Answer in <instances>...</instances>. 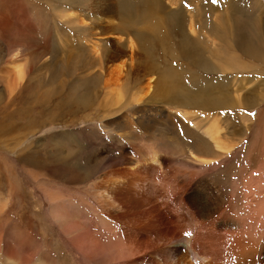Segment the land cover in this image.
<instances>
[{
  "label": "rangeland",
  "instance_id": "1",
  "mask_svg": "<svg viewBox=\"0 0 264 264\" xmlns=\"http://www.w3.org/2000/svg\"><path fill=\"white\" fill-rule=\"evenodd\" d=\"M73 1L76 3L0 0V264H163V246L167 245L170 229L180 235L199 233V243L211 242L212 249L216 241L220 252L216 256L224 260L234 236L254 231L259 241L264 234V63L251 60L248 63L252 66L246 69L218 68L213 72L196 66L195 72L206 76L188 77L177 75L171 68L173 75L159 85L158 77L150 71L154 57L158 63L174 62V67L179 66L178 70L186 74L194 71V66L181 58L184 55H177V28L172 29L173 39L168 41L178 42L173 46L167 42L165 50L160 39H154L151 57L142 60L150 73L136 74L135 41L132 40L135 54L127 50L123 59L103 64L101 56L91 53L94 37L80 28L82 23L95 22L113 29L112 25L119 23L116 0ZM146 1L127 0L138 3L132 7H146L140 13L152 20L176 17L171 14L177 7L186 21L202 22L205 27L189 25L191 35L185 30L194 36L197 50L205 55L220 54L221 38L226 35L219 32L231 29H226L225 23L230 19L232 38L243 39L239 35L249 26L252 38L258 40L261 36L253 31L259 21H253L247 10L236 9L232 13L224 9L261 7L263 12L264 0H157L156 7L160 9ZM203 6L210 8L206 22L203 15L200 17ZM243 18L253 22H237ZM146 21L150 23L145 22L148 28L140 23L142 26L136 24L133 30L147 34L155 31L157 22ZM215 21L219 28L211 26ZM166 30L162 27L159 37L166 36ZM104 36L95 41L100 51L105 45L114 48L120 37L111 38L108 33ZM123 36L124 39L127 34ZM71 46L89 53V61L82 68L76 64L79 68H70L67 73L65 65L73 63L75 56ZM170 49H175L174 53ZM121 61L126 62L123 68ZM210 61L216 63L215 59ZM85 74L86 79L100 74L101 81L89 105L79 107L66 100L71 94L73 100L77 99V82L83 81ZM152 75L158 85L149 83ZM224 77L230 81L226 85L222 84ZM243 78L249 81L241 82ZM166 81L170 83L167 86ZM247 85L252 89L247 91ZM176 87L203 88L216 99L224 92L226 99L218 103L215 100L205 108L151 98L155 89L160 93ZM120 114L136 126L144 125L149 132L133 139L124 138L121 132L113 133L110 121ZM169 119L172 129L183 127L176 132L193 134L194 146L205 141L204 148L187 151L183 144L176 143L167 133ZM213 120L219 121L222 140L238 142L230 153L210 163L206 160L212 142L202 134V127ZM136 130L137 127V133ZM161 132L165 134L162 137ZM190 152L196 155L192 157ZM153 154L158 164L149 162ZM106 192L114 203L105 200ZM185 194L192 200L199 196L209 198L212 210L199 217L189 210ZM144 213L153 214L160 224L157 230L150 228L148 222L139 221ZM223 221L229 224L227 230L240 233L233 236L228 232L231 237L226 241L220 224ZM138 227L147 232L145 236L140 231L146 246L133 255L126 252L125 256V248L119 249L118 245L125 242L128 234L136 233Z\"/></svg>",
  "mask_w": 264,
  "mask_h": 264
},
{
  "label": "bare ground",
  "instance_id": "2",
  "mask_svg": "<svg viewBox=\"0 0 264 264\" xmlns=\"http://www.w3.org/2000/svg\"><path fill=\"white\" fill-rule=\"evenodd\" d=\"M65 1L76 3L73 0H65ZM147 1H150V3H151V4H148V5H154L155 6L154 8H156V9L162 8V7H156V4L159 6V4L157 3V0H147ZM138 3L140 4L141 1H138ZM137 4L136 3L133 4L132 2H127V0H116L115 10L117 12V18H118L119 23L117 22L118 25H112L113 29L115 27V30H113L111 27H108V25H104L103 26V25H99L98 23H95V22H90L89 25H85V23H82L80 28L87 35H91L92 37H94V40L96 42L98 41V39H102L101 37H105L104 35L107 34V33L110 34L109 37H111V38H113V36L115 37L117 35H120L119 38L115 37L116 38V43H115L116 45L114 44L115 47L112 48V49H110L111 47L108 48L105 45L100 51L99 47H98V44L95 43V41L92 42L91 44H93V46H91V48H92L91 49V53L93 55H95V56H98V55H99V57L101 56L103 58L102 62L104 64V63L109 62V61H116L118 59L120 60V58L123 59L124 55H126V53H127V50L129 52L132 51V54H135V52H137L136 54H137L138 58H136V60H135L137 62H135L134 68L131 65V63L129 62V68L130 69L133 68V72H135L136 74L137 73L139 74V72L148 71L150 69V68L147 67L146 63L142 62V60L144 61V59L146 57L151 55V47H153L156 44L153 40L154 39L159 40L157 38V36H160L159 33L162 34V32L158 33V31L154 29L155 31H151V32H149V34H147L148 32L146 33V32H144L142 30H141L142 31L141 32L140 29H139L140 32L133 30V26L134 25L140 24V23H142V25H144L145 22H147L146 21L147 19L150 20V21L152 20L150 17L146 18V17H144L143 13H140L141 11L143 12L144 10H142V9H144L146 7H140V6L139 7H132V5L136 6ZM204 6H206V5H204ZM204 6L201 7L200 17L203 18V16H204V19H205L204 22H206L207 19H208L209 13H210V8H209V6H207V7H204ZM136 9L140 10L139 13L136 12ZM172 9H174V8H172ZM170 14L171 13H169V15ZM171 15H176V17L174 16V17H171V18L167 19V20H170L169 22H172L171 20H173V19H175V20L178 19L177 25H179V24L182 25L183 22L186 21L185 18L181 17L177 7L175 8L174 12L172 11ZM201 15H203V16H201ZM182 16H184V14ZM175 20H173L172 23H175ZM158 21L160 22V18H158V17L156 19L153 18L151 23L157 22V25H158ZM200 23H202V22H200ZM216 23H218V22L215 21L214 22V26L218 27L216 25ZM146 24H150V23L147 22ZM146 24L144 26H147ZM185 24H186V22H185ZM188 24L190 26L192 24V26H193V22H191V21H189ZM160 25H161V23H160ZM147 28H148V26H147ZM150 28H152V25H151ZM231 29L229 31L232 32ZM188 31H189V28H188ZM244 31H246V30H244ZM225 32H226V30H224V33H222V32H219V33L221 35H226ZM191 33H192V31L190 32V35H191ZM123 34H125V35L127 34L126 38H124V39H123V37H125V36H123ZM111 35H113V36H111ZM244 36H246V34H243V32L239 35L240 38H243ZM250 37L252 39V43L248 46V48H251L252 49L251 51H253V48H254L257 40L255 38H252V35ZM160 38H162V41L160 40L161 47L166 50V45L168 44L167 43L168 41L167 42L165 41L166 36L162 35ZM132 40L137 43V48H138L139 51L137 50V48H136L137 51L134 50V45H133V41ZM242 40L243 39H241V40L237 39L238 42H241ZM113 42H115V41H113ZM109 43H111V42L109 41ZM159 44H158V46H159ZM192 44H193V46L190 49V46ZM192 44L186 45L183 42V40H181L179 38V42L176 45V47H178V49H176V51H178V54H182L184 56L188 55V56H193V57H198L199 58V56L201 54H203V53L201 52L200 49L197 50V47L195 45V41ZM71 49L73 50V54H75V56H74V62L73 63L65 65L64 69H65V71L67 73L70 71L69 70L70 68H73V67L77 68L78 65H76V64L81 65L80 67L82 68V65H84L87 61H89L88 60L89 57L87 55L89 53H83V51H79L80 49H77L76 47L73 48L72 46H71ZM133 50L135 51L134 53H133ZM99 51H100V53H99ZM170 51H172V50L170 49ZM216 52L217 51H215V53ZM91 53H90V55H91ZM90 57H92V55ZM95 60H96V57H95ZM138 60H139V62H138ZM97 61H98V59H97ZM140 62H142V63H140ZM100 63L101 62H99V64ZM94 64H96V63H94ZM125 64H126V62H124V61L122 62L121 61V64H120L121 68H123L125 66ZM153 64H154L153 62H152V64L150 63V65H153ZM237 64L238 63H236V65ZM92 65H89V66H92ZM94 66H96V65H94ZM87 67H88V65H87ZM99 67H100V65H99ZM234 67H236V66H234ZM90 68L92 69V67H90ZM83 69H81V71ZM239 69H241V68H239ZM119 70H121V69H119ZM160 70H162L164 72V75L162 74L163 72H159V75L161 76L162 80L163 79L166 80L167 77L171 76V75L167 74L168 70H165L164 68H162ZM86 74H85V79L82 77L83 81H81V82H77L76 81L77 82V86L80 89V91L76 94L77 99L73 100L74 99V95L71 94V95H69V98L66 100L67 102H73L76 105H78L79 107H87L89 105V102L92 99V95H94V90L100 84L101 77L99 76L100 74H96L93 77H91L89 79H86V76H87ZM89 74H90V72H89ZM19 75H20V73H19ZM82 75L84 76V74H82ZM161 79L158 80V84L159 85H161ZM178 79H181V78L178 77ZM155 80H156V78L154 77V75L149 77V83L151 85H152V83L154 84ZM182 80H183V78L180 80L181 83L185 81V80L184 81H182ZM158 84H156V82H155V85H158ZM183 84H185V82ZM176 85H177V83L175 84V86ZM72 88L74 90H76L75 86H72ZM157 90L158 89L153 90L152 94H150L151 98L158 97L159 100H163L166 103L167 102L168 103H177L178 105H181V106H189L190 103H191V104H193V106L201 105L202 107L209 108V107H211V105L214 103L215 100H216V103H218L219 101H225V99H226V95H224V92L220 93V97H218L216 99L215 97L210 96V94L208 92L204 91L203 88L202 89H198V88H195V89H192V88H190V89H180L179 87H176L174 90H166V89H165V91L160 90L161 91L160 93ZM169 115H171V114H168L167 116H169ZM121 117H122V114H120L117 118H115L112 121H110L113 124V127L110 128V130L113 133L114 132H119V133L121 132L122 134H125V135L128 134L127 137H125V135H123L124 138L133 139V137H135V136L139 137V134H141L143 132H149V129H147L144 125H137L136 126L134 123L131 122L132 120L127 118L126 115L123 116L124 118L123 117L121 118ZM176 122L179 123L180 121H176ZM137 123L139 124V121H137L136 124ZM168 123L169 124L167 125V127L168 126L169 127L167 128V130H168L167 133L169 134V137L170 138L172 137V139H175L174 141L176 143L183 144V146H185L188 149L187 151L198 150L200 147L204 148L203 145L205 144V141H200V142L196 143V145L194 146V141L193 140L195 138L193 137V134L189 133L188 131L185 132L186 134H183V132L178 133V132H176V129L180 128V127L182 129L183 127L178 125L176 127V129L174 130V129H172L173 127H171L172 122H171L170 119H169ZM135 127H137V130H138L137 133L134 131ZM131 129L133 130L132 132H134V135H132V133L130 131ZM170 131H171V134L174 133L173 134L174 136H172L170 134ZM219 131H221V129H220L218 120H213L209 124V126L204 127V128L202 127V134L204 136H208L207 140L212 142L210 144L212 146V149H210L208 151L209 158L206 160V162L212 163V161L216 160L221 155H223L225 153H230L233 150L232 148L234 146H236V142H238V141L234 142V139L230 141V140H227L226 138H224L222 140V135L219 136L220 133H221ZM162 135L164 136L165 134L161 132L159 134V136L162 137ZM122 139H123V137H122ZM190 142H191V144H190ZM213 149H216V150H213ZM190 153L193 155L192 157H194L196 155L195 152H190ZM148 160H149V162L151 164H154V165L159 163V160H157V156L154 155V154L152 156H150ZM248 186H249V184L247 185V187ZM257 186H259V185H257ZM108 195H109V193L106 192L105 200L110 201L109 199L112 198V197H110ZM184 197H185L187 206L189 207V210L193 211L194 213H198L197 215L199 217H203V216H205L206 214H208L210 212L211 201H210L209 198H207V197H202L201 198L199 196L198 199L192 200V198L188 194H185ZM185 200H184V202H185ZM111 202L114 203L115 200H113V201L111 200L110 204H111ZM116 204H117V202H116ZM141 216L142 217H141V219L139 221L148 222L150 224V228H153L154 230H157V228L159 227L160 224L159 223L157 224L156 220L153 219V214L152 213L151 214L144 213ZM167 219H168V217H167ZM169 220H167V221H169ZM158 222H159V220H158ZM220 224L222 225V227L224 229V234L223 235H224V238H225L226 241L231 237V235L227 234L228 232L232 233L233 236L235 234L240 233V232L235 231V230L232 231L233 229L230 230V231L227 230V228H226L227 227L226 226L227 222H225V221H223L222 223L220 222ZM227 225L229 227V224H227ZM174 230L175 229H170L169 230V233H168V236H167L168 237L167 241H165L168 246L167 245L163 246V247H166L165 248V250H166L165 251L166 252L165 255H163L162 252H161V254L163 255V257H161V262L163 264H264V234L261 235L259 241H256L255 235H256L257 232L255 233L254 231H249V232H247L244 235L241 234V235H237V236H234L233 238H231V241H230L231 245H229V248L227 247L228 248V252H227V257H226V259H225L226 261H225L224 259H221V258L219 259L216 256V252H217V249H216L217 246H215L216 245V241H215V244H214L215 249H212L211 246H210L211 242L209 243L208 241H206V243L204 242L203 244L199 243V237L201 236V234L192 233L191 235H189V234L180 235V234L176 233ZM140 231L143 232L145 234V236H147V232L146 231H142L141 227H138L137 229L135 228V232L136 233H130V234H128L126 236V238L124 239L125 242L123 244H121L120 247H119L118 244H116V245H118L119 249L121 248L122 250H124V248H125V252L123 253V255L126 256V254H125L126 252H128L130 255H133L134 252L136 253L138 251H141L146 246V245L144 246V244H146L147 241L146 242L143 241L144 239L141 237L142 235H140ZM166 232H167V230H166ZM225 240H223V241H225ZM226 241H225L224 245L226 244ZM160 250L163 251V249H160ZM220 250L222 251L223 248L220 249ZM154 251H155V249H154ZM217 253L220 254V252H217ZM218 257H219V255H218ZM158 258H160V257H158Z\"/></svg>",
  "mask_w": 264,
  "mask_h": 264
},
{
  "label": "crops",
  "instance_id": "3",
  "mask_svg": "<svg viewBox=\"0 0 264 264\" xmlns=\"http://www.w3.org/2000/svg\"><path fill=\"white\" fill-rule=\"evenodd\" d=\"M227 8H230V7H225L224 10L228 11V12H234L236 9H241V10H247L249 12V17L255 21L256 20V23H258L259 21V25L257 26H253V31L260 36V38L256 41V44L253 48V51H251L252 49L251 48H248V46L252 43V39H251V32H250V26L249 27H246L245 29L247 31H243V34H246V36L243 37V40L241 42H238L237 41V37L235 38H232V35H233V32L227 30L225 32L226 36L224 38H221V43H222V46H221V52L219 55L217 54H203L201 55L199 58H196V61L195 59H193V56H183L181 58H184L186 61H188V63L192 66H194V71L193 72H189V74H186L184 72H181L179 71V66H176L174 67V62H171L169 64H165V62L163 63H158V61L155 59H153V63H154V66H152V74L156 75L158 78L157 79H161L160 75H159V72H163L162 70H160L158 67L159 66H162L164 67L165 70H168L167 74L168 75H173V71L171 68H175L176 72H177V75H182V76H185V77H188V76H193V75H196V76H206L204 74H198L197 72H195V67H199L201 68L202 70L204 71H207V72H213L215 70H217L218 68L219 69H246V68H249L252 66V64H249L248 62L251 61V60H257V61H260L262 63H264V11H262V8L261 7H231V9H227ZM194 9V8H193ZM184 10V9H183ZM186 10H190V8H186ZM227 18L224 19V21L226 20ZM251 19H240L239 23L241 24H247L249 22H253ZM232 21V19H230L229 21H225L226 23V29L227 28H233L231 27V25H228V23ZM186 22V24H185ZM181 26L177 25L176 23H172V22H169V20H164V21H161L158 22V25L155 27V30L161 32V28L164 27L166 28V32L164 33L166 35V42L170 39H173V31L172 29H176L177 28V32H178V36L179 38H181L183 40V42L188 45V44H192L195 40L194 36H190L188 31L185 30V29H188L189 27V24H188V20L185 21ZM161 23V25H160ZM211 25V24H210ZM194 26H197V27H205L203 25V23H197V22H193V27ZM212 27H215L214 25H211ZM207 27V26H206ZM180 29V30H179ZM169 32V33H168ZM231 35V36H230ZM234 35H236V33H234ZM158 39H160L162 41V38H160L159 36H157ZM178 38V40H179ZM188 38V39H187ZM177 40V42H178ZM157 42H159V40H155ZM170 42V41H168ZM176 42V43H177ZM176 43H173V42H170V45L173 46L174 44ZM236 48V49H235ZM175 50V49H174ZM170 51L171 53H174L173 51ZM235 50H238L241 54H238ZM245 51V52H244ZM249 52V53H248ZM179 55V54H177ZM211 58L212 59H215L216 63L215 64H212L211 63ZM200 59V60H199ZM208 59V60H207ZM165 61H167V59H165ZM201 61V62H200ZM236 63H238L236 65ZM235 64V65H234ZM236 66V67H234ZM214 69V70H212ZM164 75V72L162 73ZM237 74V73H236ZM214 76H219L217 75L216 73L212 74ZM208 77V76H207ZM226 78V77H224ZM237 80V79H236ZM168 81V80H167ZM166 81V86L167 84L169 85L170 83ZM220 82L219 83H222L221 79L219 80ZM241 82L242 81H245V83H247V81H249V79H242L240 80ZM226 82H230L227 78L224 80V82L222 84H225L226 85ZM244 83V84H245ZM161 84H163V81L161 79ZM205 83L202 82V85H204ZM248 89L247 91L251 90L252 87H249L247 85ZM227 88L226 86H224V89ZM245 91V90H244Z\"/></svg>",
  "mask_w": 264,
  "mask_h": 264
}]
</instances>
